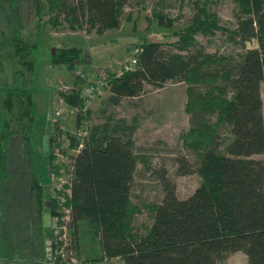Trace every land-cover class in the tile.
<instances>
[{
	"label": "trees",
	"instance_id": "1",
	"mask_svg": "<svg viewBox=\"0 0 264 264\" xmlns=\"http://www.w3.org/2000/svg\"><path fill=\"white\" fill-rule=\"evenodd\" d=\"M48 2L53 26L61 25L59 20L64 16L71 26L89 24L100 33L119 24L127 4V0ZM235 2L237 27L229 31L231 39L241 44L257 42L238 59L210 56L199 47L198 34L208 36L223 28L207 2H197L192 20L174 34L177 40L172 44L183 53L147 40L140 47L134 69L109 81L112 105L141 96L146 85L163 88L174 80L189 84L191 129L183 141L198 161L185 155L175 159L176 175L197 172L200 176L198 188L189 197L181 199L174 181L161 171L163 200L146 206L152 216L149 226L135 227L141 207L133 203L132 186L138 164L143 161L134 142L137 127L110 115L89 130L83 144L76 136H68L70 148L78 150L69 186V226L77 242L86 233L103 258L120 259L121 264H218L243 251L248 264H264V0ZM21 6L28 7L37 18L42 16L43 0H0V9L5 15L12 10L14 19ZM14 19H7L8 29L0 32V57L13 68L11 83L0 87V170H9L0 176V196L9 180L28 178L24 188L31 196L32 211L41 221L43 187L34 174L24 170L21 160L17 163L11 155L18 148L13 145L19 137L29 147L28 133L37 120L32 110V86L38 46L32 44V38L19 34L25 28L13 26ZM82 61L81 50L63 47L52 54L50 64L73 71ZM60 96L71 107L83 105L79 89L61 92ZM214 115L231 137L223 150L216 144L217 132L210 127ZM83 120L79 113L78 128ZM56 130L60 131L58 126ZM55 140L56 136L51 142ZM1 202L2 198L0 211ZM56 208L55 204L51 210L54 216L58 215Z\"/></svg>",
	"mask_w": 264,
	"mask_h": 264
},
{
	"label": "rangeland",
	"instance_id": "2",
	"mask_svg": "<svg viewBox=\"0 0 264 264\" xmlns=\"http://www.w3.org/2000/svg\"><path fill=\"white\" fill-rule=\"evenodd\" d=\"M48 1L43 0L44 9L39 18L24 6L19 9L17 19H14L12 10L10 18L9 12L5 15L0 9V32L3 28L8 29L7 19L11 22L14 19L13 26L21 24L26 29L19 34L32 38V44L36 42L38 46L32 86V110L37 120L28 133L29 147L19 137L13 145L18 148L11 155L17 163L21 160L24 170L36 176L43 187L44 205L41 221L37 220L36 213L32 211L34 206L30 205L31 196L24 188L28 178H14L7 182L6 187L2 186L0 264H121L120 259L103 258L97 244L86 233L77 242L69 226V186L73 158L78 150L70 148L71 139L68 136H76L83 144L89 130L103 124L110 115L137 127L134 142L143 155V161L138 164L132 186L133 203L141 207L133 225L146 228L152 222L146 206L160 204L164 197L159 179L161 171L165 170L174 181L181 199L189 197L201 181L197 172L187 176L175 174L177 156H191L195 163L198 161L183 141V135L191 129V117L187 111L189 84L174 80L167 82L163 88L146 85L141 96L125 98L119 105H112L109 81L130 71L128 68L135 50L147 40L164 43L166 50L183 53L172 44L177 40L174 34L192 20L197 12V2L206 1L223 28L215 30L212 35L198 34L195 37L206 54L238 59L247 49L255 48L257 42L251 40L241 44L240 40L231 39L230 32L237 27L235 0H127L119 24L101 33L89 24L71 26L64 16L60 17L61 25L53 26ZM170 20L173 22L171 25ZM63 47L78 48L82 52L83 61L73 71L66 66L54 67L50 64L52 54ZM3 50L7 51V48ZM12 70V64L0 57V87L11 83ZM199 87L205 92L203 86ZM72 89L81 90L82 96L94 89L97 92L91 98L83 96L82 107L74 108L60 96L61 92ZM228 96L230 98L231 93ZM262 96L264 100V83ZM79 113L84 118L81 128L77 127ZM211 120L210 127L217 132L216 144L223 150L230 141V134L224 130L218 115ZM57 126L60 131L56 130ZM55 136L56 140L52 143L51 139ZM8 172L7 168L0 170V176ZM55 204L57 216L51 213ZM218 264H248V261L246 254L239 251Z\"/></svg>",
	"mask_w": 264,
	"mask_h": 264
},
{
	"label": "built area",
	"instance_id": "3",
	"mask_svg": "<svg viewBox=\"0 0 264 264\" xmlns=\"http://www.w3.org/2000/svg\"><path fill=\"white\" fill-rule=\"evenodd\" d=\"M139 54H140V48H137L135 50V56H133L134 58H133V60H131V62L129 64V68H128L129 70H133L134 69L135 65L137 64ZM96 92H97V89H94L93 92L92 91H88L87 93L85 92L83 94V96L86 99L87 98H91V97H93L95 95Z\"/></svg>",
	"mask_w": 264,
	"mask_h": 264
}]
</instances>
